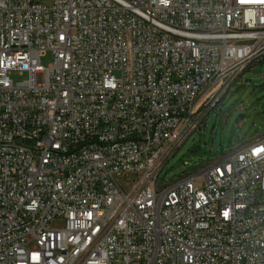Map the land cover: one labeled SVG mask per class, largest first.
Returning a JSON list of instances; mask_svg holds the SVG:
<instances>
[{"label":"built area","instance_id":"obj_1","mask_svg":"<svg viewBox=\"0 0 264 264\" xmlns=\"http://www.w3.org/2000/svg\"><path fill=\"white\" fill-rule=\"evenodd\" d=\"M262 59L264 0H0V264H264V135L159 179Z\"/></svg>","mask_w":264,"mask_h":264},{"label":"rangeland","instance_id":"obj_2","mask_svg":"<svg viewBox=\"0 0 264 264\" xmlns=\"http://www.w3.org/2000/svg\"><path fill=\"white\" fill-rule=\"evenodd\" d=\"M51 60V52H48L42 64L48 66ZM13 77L23 79L17 73ZM222 96L207 112L201 130L196 131L167 163L160 180H172L203 162L220 158L239 144L264 135V59L246 69ZM240 115L244 117L237 122Z\"/></svg>","mask_w":264,"mask_h":264},{"label":"water","instance_id":"obj_3","mask_svg":"<svg viewBox=\"0 0 264 264\" xmlns=\"http://www.w3.org/2000/svg\"><path fill=\"white\" fill-rule=\"evenodd\" d=\"M243 117H244L243 115H240V116L238 117V119H237V122L240 121L241 119H243Z\"/></svg>","mask_w":264,"mask_h":264},{"label":"bare ground","instance_id":"obj_4","mask_svg":"<svg viewBox=\"0 0 264 264\" xmlns=\"http://www.w3.org/2000/svg\"><path fill=\"white\" fill-rule=\"evenodd\" d=\"M215 90V89H214Z\"/></svg>","mask_w":264,"mask_h":264}]
</instances>
